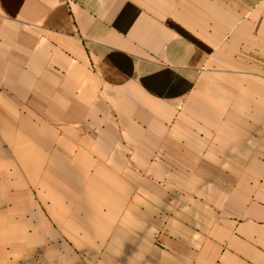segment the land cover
I'll return each mask as SVG.
<instances>
[{"label":"crops","instance_id":"0c3cea01","mask_svg":"<svg viewBox=\"0 0 264 264\" xmlns=\"http://www.w3.org/2000/svg\"><path fill=\"white\" fill-rule=\"evenodd\" d=\"M263 59L264 0H0V264L116 238L137 176L207 193L205 264H264Z\"/></svg>","mask_w":264,"mask_h":264},{"label":"rangeland","instance_id":"374dc122","mask_svg":"<svg viewBox=\"0 0 264 264\" xmlns=\"http://www.w3.org/2000/svg\"><path fill=\"white\" fill-rule=\"evenodd\" d=\"M10 25L8 41L13 42L14 33ZM9 53L13 54L14 51L9 49ZM258 70L264 79V59ZM152 163L158 166L160 162L151 161L150 164ZM125 165L128 166V162ZM138 178L135 183L137 190L130 195L121 193V197L126 198L120 202L123 209L118 238L111 236L115 226L94 224L95 213L89 210L87 224L80 226L84 227L87 235L83 240L74 242L81 245L80 248L71 244L74 251L70 258L71 264H149L150 259L151 264H205L200 256H207L216 250L207 239V219L213 211L208 208L207 193L177 191L181 187L177 184L178 181L179 184L182 183L181 180L185 181V185L191 186V178L169 176L156 180L154 177L140 176L139 181ZM124 180L126 182L123 184L126 186L132 184L131 177L124 176ZM138 185L144 186L146 192H139ZM77 215L82 219V213ZM134 215L142 220L136 219L134 223ZM124 220L126 223H123ZM100 231L103 232L104 239L94 240L95 235L99 237ZM61 243L57 241V245Z\"/></svg>","mask_w":264,"mask_h":264}]
</instances>
